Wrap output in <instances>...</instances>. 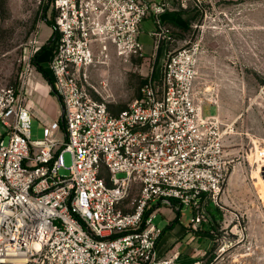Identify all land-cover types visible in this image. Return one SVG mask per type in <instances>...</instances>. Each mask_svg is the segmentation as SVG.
<instances>
[{"label":"built area","instance_id":"built-area-1","mask_svg":"<svg viewBox=\"0 0 264 264\" xmlns=\"http://www.w3.org/2000/svg\"><path fill=\"white\" fill-rule=\"evenodd\" d=\"M174 1L184 10L193 3L203 16L213 4L53 1L56 35L46 69L61 120L45 122L43 138L33 139V111L21 90L0 87V264H215L214 253L182 263L178 253L157 249L163 229L155 205L177 203L205 220L207 200L223 209L218 200L231 163L219 115H205L196 97L200 41L176 39L162 20ZM146 19L156 26V45L172 48L162 86L150 79L128 109L112 114L88 88L89 70L96 51L110 46L120 56H143ZM61 123L66 140L58 137ZM65 152L72 156L68 177L60 175Z\"/></svg>","mask_w":264,"mask_h":264},{"label":"rangeland","instance_id":"rangeland-1","mask_svg":"<svg viewBox=\"0 0 264 264\" xmlns=\"http://www.w3.org/2000/svg\"><path fill=\"white\" fill-rule=\"evenodd\" d=\"M205 10L203 16L193 3L184 10L174 1L168 11L176 24L170 27L176 39L193 36L200 41L199 71L206 89L215 87L220 96L223 91L231 93V98L215 100L221 107L219 120L231 161L218 200L223 209L216 215L205 209L206 219L195 218V223L199 233L214 240L215 264H264V0H213ZM45 15L55 17L49 0H0V87L15 86L28 105H37L32 118L33 139L43 138L44 123L60 121L62 114L61 103L48 95V80L44 78V90L32 85L37 75L41 77L34 57L53 38ZM155 28L151 20L142 24L143 56H120L114 46L108 51H96L88 88L114 114L128 109L150 79L162 86L164 63L172 48L166 42L156 45L151 35ZM37 40L46 43L40 45ZM39 96L46 100L37 102ZM50 100L56 106L54 111ZM213 113L215 109L211 107L204 110L205 115ZM59 134L61 140H66L63 127ZM64 161L66 168L60 175L68 177L72 165L69 152L64 153ZM138 190H132L130 200ZM170 212L176 217L180 213L183 225L192 222V209H180L173 203L162 204L156 211L155 223L164 227ZM207 226L210 231L203 230ZM195 245L202 250L206 246L203 241Z\"/></svg>","mask_w":264,"mask_h":264},{"label":"crops","instance_id":"crops-1","mask_svg":"<svg viewBox=\"0 0 264 264\" xmlns=\"http://www.w3.org/2000/svg\"><path fill=\"white\" fill-rule=\"evenodd\" d=\"M146 20L153 21L152 19H146ZM162 20L169 27H171V25H176L175 23L174 24L172 23V21H171L172 18L170 16H168V13L162 16ZM41 27H42V25H41ZM49 30H50L49 34L52 35L53 34V28L50 27ZM180 39H183V38H180ZM37 42L41 43L40 45H44L46 43L44 40L40 41V42L37 40ZM51 52H52L51 48H49L39 55L37 62L43 68L47 67L46 65L48 64V62L50 61V58H51ZM39 74L41 77H39L37 75L34 78V82L32 83V85L36 86L35 87L36 90H39V89L44 90L46 80L44 79L43 75L40 72H39ZM201 80L202 79L200 77V71H199V76H198V79L196 82V87H195L196 97H197L198 101L203 103V105H202L203 110H205L206 107H211L212 109H215V113L209 114V115H219L221 113V107L219 104H217V101L215 102V100L217 99V100L221 101L227 97L231 98V93L223 91V93L220 96V94L216 92L217 88L210 86V87H207V88H209V90H207L206 84L203 83ZM48 87H49L48 91H47L48 95H51L50 97L54 98V95H52L50 85ZM246 97H247V95H245V97H243V98L245 99ZM212 99L214 100V103L203 102L204 100H211L212 101ZM238 99H241V97H239ZM45 100L46 99L44 97L39 96V98L37 99V102L38 101L39 102L45 101ZM50 101H52L51 110L54 111L56 109V106L53 104V100H50ZM29 106L31 107L33 113H35L38 110L37 105H36V108H32V106L30 104H29ZM247 111H248L247 109H244V112H247ZM112 114H114V113H112ZM117 114H119V113H115V115H117ZM225 151H226V143H225ZM175 204L177 206V203H175ZM161 206H162L161 203L156 204L155 205L156 210H159V208H161ZM219 209H220L219 207L213 206L211 209V212L213 214H215V213L221 211ZM179 212H181V210H179ZM170 214H171V212H170ZM194 216L195 215L193 213V218H194ZM180 217H181L180 213L178 214L177 217L173 216V213H172L171 217H169L167 219V224L164 227L159 225L163 229L162 235H161V237L157 243V249H158L159 253L163 256H172V255L178 253L179 254V261L182 263L197 262L198 260H201V258H204V256H205V259L211 257L213 254L212 250L214 249V246H215L213 238L211 236L207 235L206 233H199L197 230L198 225L196 226L195 222H191L188 226L183 225L182 223H180ZM174 220H177V223H175V225H172L169 229L164 231V229L167 226H169L171 224V222H173ZM207 227L208 228H203V230L210 231L208 229H210L211 227L210 226H207ZM202 241L206 245L203 250L195 245L196 243H198V242L200 243Z\"/></svg>","mask_w":264,"mask_h":264},{"label":"trees","instance_id":"trees-1","mask_svg":"<svg viewBox=\"0 0 264 264\" xmlns=\"http://www.w3.org/2000/svg\"><path fill=\"white\" fill-rule=\"evenodd\" d=\"M53 1H54V0H49L50 4H52ZM46 9H47V8H46ZM45 13H47V10H45ZM45 22H46L50 27L53 28V38L51 39V41H52V40L54 41V37H55V35H56V29H55L54 18H53V19H49V18H47V15H45ZM52 44H53V42H52ZM52 44H51V45H48V44H47V45H44V46H43V47H42V48L36 53V55H35V57H34V64H35V66L37 67V71L40 72V73L43 75V77H44L46 80H48V81L51 79V77H50V73L48 72V70L46 69V67L43 68L42 66H40V64L37 62V59H38V57H39V55H40L41 53H43V52L46 51L47 49L51 48V47H52ZM52 94H53V92H52ZM53 95H54V94H53ZM61 127L65 128L64 123H61ZM212 207H213V206H212V202L209 201V200H207V201L205 202V209H206L207 212L210 213V214H212V212H211ZM175 223H177V220H174L173 222H171V224H170L169 226H167V227L164 229V231L167 230V229H169L172 225H175Z\"/></svg>","mask_w":264,"mask_h":264},{"label":"water","instance_id":"water-1","mask_svg":"<svg viewBox=\"0 0 264 264\" xmlns=\"http://www.w3.org/2000/svg\"><path fill=\"white\" fill-rule=\"evenodd\" d=\"M52 42H53V40H52ZM52 42H50L48 45H51ZM50 87H51V89H52V85H51V84H50ZM63 113H64V109L62 108V115H63Z\"/></svg>","mask_w":264,"mask_h":264}]
</instances>
